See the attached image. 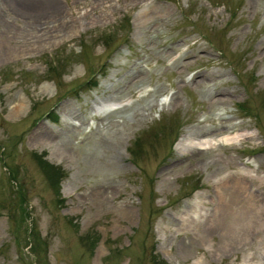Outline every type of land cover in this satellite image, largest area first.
Returning <instances> with one entry per match:
<instances>
[{
  "label": "rangeland",
  "instance_id": "374dc122",
  "mask_svg": "<svg viewBox=\"0 0 264 264\" xmlns=\"http://www.w3.org/2000/svg\"><path fill=\"white\" fill-rule=\"evenodd\" d=\"M47 1L0 0V264H264V0Z\"/></svg>",
  "mask_w": 264,
  "mask_h": 264
},
{
  "label": "trees",
  "instance_id": "16d2710c",
  "mask_svg": "<svg viewBox=\"0 0 264 264\" xmlns=\"http://www.w3.org/2000/svg\"><path fill=\"white\" fill-rule=\"evenodd\" d=\"M89 84H91V82H89ZM93 85L94 83L91 84V86ZM129 152L133 157H136L139 154V150L136 148L135 150L130 149ZM31 156L37 163V166L39 170L42 172L46 181L54 188L55 193L59 195L58 186L60 181L66 176L65 171L59 167H56L55 165L50 164L47 160L44 159V156L42 154H37L35 152H32ZM194 188H196V186H194ZM58 203H63V199L62 198L58 199ZM81 239L89 248L93 247L97 241V237L95 235H92L91 233L85 234V236L82 237ZM150 259L153 264H166L164 260L157 258V256L153 253L150 254Z\"/></svg>",
  "mask_w": 264,
  "mask_h": 264
},
{
  "label": "bare ground",
  "instance_id": "6f19581e",
  "mask_svg": "<svg viewBox=\"0 0 264 264\" xmlns=\"http://www.w3.org/2000/svg\"><path fill=\"white\" fill-rule=\"evenodd\" d=\"M23 1V3H30V5L32 6V7H34V8H36L37 7V5H39L37 2H36V0H22ZM45 1V0H44ZM48 2V5H50V9L51 10H55V9H57L56 8V5H55V3L52 1V0H48L47 1ZM56 2V1H55ZM46 4V3H45ZM47 5V4H46ZM58 7V6H57ZM36 10V11H35ZM45 10V9H44ZM34 11L35 12H37V11H39V10H37V9H34ZM5 24H7V23H5ZM8 25V24H7ZM10 26V25H9ZM7 29V28H6ZM6 46V45H5ZM5 46H3V45H1V47H3L2 49H5L4 47ZM21 106H22V102L21 101H19L17 104H16V106L14 107V111L15 112H18V110L21 108ZM46 128V127H45ZM43 130V128H42V126L41 127H38L37 128V130L38 131H40V130ZM50 132H51V130H49ZM71 133V131L69 132V134ZM43 134V133H42ZM44 135L46 136V137H49V136H52L51 135V133H48V129L46 128V129H44ZM43 135V136H44ZM63 135H65L66 137H68V135H67V133H64V134H61V137L63 136Z\"/></svg>",
  "mask_w": 264,
  "mask_h": 264
}]
</instances>
